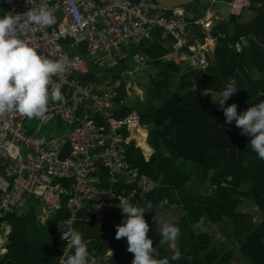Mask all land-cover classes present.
Returning <instances> with one entry per match:
<instances>
[{"label":"trees","instance_id":"trees-1","mask_svg":"<svg viewBox=\"0 0 264 264\" xmlns=\"http://www.w3.org/2000/svg\"><path fill=\"white\" fill-rule=\"evenodd\" d=\"M253 6L258 16L251 23L244 25L233 17L231 24H219L215 31L217 47L213 58L208 57L209 69L188 71L180 77L181 85L176 91L170 79L178 77L180 69L174 62L163 60L169 53L166 43L153 40L142 47L158 74L145 78L151 85L146 84L152 98L127 110L131 113L136 109L141 122L149 125V143L155 153L148 160L139 147L130 145L127 157L131 170L138 172V181L126 188H139L144 177L154 184L135 205L148 211L145 219L155 257L168 258L170 264H238L242 255L246 264H264V160L253 151L250 137L241 134L234 121L226 125L220 106L205 98L211 92L221 93L231 83L237 91L226 106L235 103L237 111L242 112L264 101V0H253ZM258 75L260 79H254ZM81 78L89 83L96 75ZM123 96L120 88L118 101ZM131 128L132 137L149 157L154 150L146 143L148 131L138 121H133ZM165 200L167 203L161 207ZM246 201L257 206L261 220L258 224L253 214L239 209ZM177 208L182 213L173 224L179 227L180 234L172 248L176 253H172L161 242L159 213ZM96 215L91 208L84 210L76 231L85 240L93 239L92 252L115 249L110 264H132L126 237H115L116 226L124 218L122 212L106 214L101 223L96 222ZM68 217L63 211L44 226L38 222L33 207L20 218L10 217L13 232L0 264H61L67 246L60 239L61 223ZM205 223L222 225V235L207 232ZM177 252L180 258L173 260Z\"/></svg>","mask_w":264,"mask_h":264},{"label":"built area","instance_id":"built-area-1","mask_svg":"<svg viewBox=\"0 0 264 264\" xmlns=\"http://www.w3.org/2000/svg\"><path fill=\"white\" fill-rule=\"evenodd\" d=\"M52 10L56 24L39 27L27 22V12L43 4ZM207 15L186 18L184 12L164 15V7L157 0H0V15L18 17L16 35L25 39L50 59L67 55L74 65L63 74L51 77L49 88L59 87L64 101L49 102L48 110L37 119L39 132L44 125L60 121L70 127L59 137L31 136L26 125L29 119L16 111L0 117V258L11 234L5 223L8 216L24 208L29 198L45 207L47 216L67 209L69 217L61 223L63 232L76 231L79 216L86 208L84 198L97 200L94 208L104 213L110 206L119 205L120 198L133 202L138 190L117 192L102 186L98 174L104 166L111 178L131 173L128 161V137L125 131L133 121L140 120L137 112L117 117L113 110L119 83L113 70L123 63H135L131 74L138 73L149 60L145 53L133 49L155 38L170 41L172 55L194 68L209 67L208 51L201 50L195 33L217 43L215 20L240 15L253 0H208ZM216 45V44H215ZM85 47V55L78 48ZM196 48L199 53H196ZM111 70L101 82V92L78 74L90 73V65ZM91 102L102 114L105 123L96 122L89 115L81 116L82 107ZM89 114V113H84ZM69 147L70 156L64 155ZM57 181H66V186ZM103 214L97 222H101ZM62 239V233L60 235ZM61 264L73 249L69 241ZM87 264H110L111 249L102 256L89 249Z\"/></svg>","mask_w":264,"mask_h":264},{"label":"clouds","instance_id":"clouds-1","mask_svg":"<svg viewBox=\"0 0 264 264\" xmlns=\"http://www.w3.org/2000/svg\"><path fill=\"white\" fill-rule=\"evenodd\" d=\"M18 19L12 14L0 15V117L16 111L29 119L39 118L47 112L50 101H64L59 87L50 90L51 77L63 74L74 65L67 55L59 59L46 58L29 41L19 38L16 35ZM27 22L47 27L56 24L57 20L45 3L27 12ZM236 91L237 89L228 83L213 103H218L223 110L226 125H231L234 121L236 127L241 129V134L250 137L253 151L264 160V101L238 112L235 103L225 106L226 101ZM166 203V200L162 201L161 207ZM118 206L124 218L116 226L115 237H126L127 250L133 254L132 264H170L168 258L158 259L154 255L153 240L149 237L150 226L145 219L147 209L121 198ZM151 207L149 203L147 208ZM179 234L177 225L163 223L161 242L176 241ZM62 239L69 241L74 250L62 264H87L88 241L83 239L82 234L75 230L62 232ZM179 258L178 252L172 257L173 260Z\"/></svg>","mask_w":264,"mask_h":264},{"label":"crops","instance_id":"crops-1","mask_svg":"<svg viewBox=\"0 0 264 264\" xmlns=\"http://www.w3.org/2000/svg\"><path fill=\"white\" fill-rule=\"evenodd\" d=\"M201 1H202V4H203V8H201L200 11H198V12H193V10H188L187 8H185V6L179 7L176 10V12L182 13V10L183 9H180V8H184V10L185 9L187 10V11L185 10L184 15L188 19H190L191 17H194V18L204 17L205 15H207V11H208L207 7L210 8V4H208V0H201ZM254 7L255 6H253V4H252L249 8H247V9H245L243 11L244 12L243 14H240V15H229V16H227L225 18H220L218 20H215L214 32L217 31V28H218L219 24H221V23L231 24V21H232V18L233 17H236L235 22L238 21L239 23L244 24V25L251 23V21L258 16V9H254ZM163 13L165 15H169L170 14V12L168 10H163ZM201 14H203V15L200 16ZM235 22L233 21V24ZM232 30H234V27H232ZM217 38H218V36H217ZM194 39H198L200 41L201 40L204 41V35L200 31H198L197 33H195ZM153 40H155V41L160 40L163 43H166V45L169 47V53L163 57V60L165 61V63L174 62L179 67V69H180V73H179L178 77H174V78H171L170 79V83L173 84V87H172L173 90H175V89L177 90V88L180 87V85H181L180 77L183 76L184 74H186L188 71H198V72L199 71H203V72H206L209 69L210 65H211V61H209V67H208V69H206V70H200L198 68H194V67L190 66L186 62H182L180 60H177L176 55H172L171 54L172 53V49H171V46H170L171 45L170 44V41L168 39L167 40H164L161 37V29H157L156 30V32H155V38ZM152 41L147 42V43H144L145 46H146V44H149ZM243 42H246V40L243 39ZM217 43H218V41H217ZM217 43H216V47H217ZM144 44L139 45V47L134 48L133 51L134 52L144 53V51H143L144 48H142V47H144ZM216 47L214 48V46H213L208 51V54L207 55H208V57L210 59L213 58L214 51H215ZM240 49H242V45H239V50ZM77 50H78V53L80 52V54H84L85 55V53H84L85 52V47L84 46H81V48H78ZM148 58H149V60L145 64L146 66H148L151 69V71L148 73V75L152 73L154 76H156L158 74V68H156L153 65H151L150 64L151 58L149 56H148ZM89 65H90L91 72L90 73H86V75H92V74L96 75V79L94 81H92V82H89V83L92 84L97 91L101 92V90H100V88H102L101 82L104 80V77L109 76V73L111 72V70H109L108 68L95 67L93 64L91 65L90 63H89ZM134 66H135V63L133 61H128L126 63H123L121 65V67H119L118 69L112 71L115 74V77L119 79V83L116 84V85H114V90H116L118 92V94H117V96L115 98V101H114V106H113V110H114L115 115L117 117H124V116H126L127 114H129V111L127 110L128 108H133V107H135V106H137V105H139L141 103L146 104L148 102V100L150 98H152V95L149 93V90H148V86H151V85L147 81V83H148V86H147L146 85L147 83H145L142 79L139 80V81H137L138 86L136 87V90H134V91H136V95L134 96L135 99L131 97V92H130V89H129L130 85H129V83H127V80L129 81V78L135 75L133 73L132 74L130 73V72L133 71ZM142 70H143V68H142ZM83 75H85V74H78V76L80 78ZM256 77L258 78L260 76L258 75ZM81 80H82V78H81ZM120 88H121V90H123L124 96H123V99H121L120 101H118V97L120 95ZM148 93H149V98L147 99ZM211 96H213L215 99H212ZM219 96H220V93L219 92H211V93L206 94L205 98H206V101L207 102H209V103L217 106L219 104L218 103H213V100L218 99ZM86 104L87 105L84 106V107H82V109L80 111V113H82L81 116L89 115L96 122L105 123V120L103 119L102 114L100 112H98V111H95L94 108L91 107L93 104L91 102H88ZM227 104H228V101H226L225 106ZM88 108L90 110H92V112L90 110H88ZM132 112H137L139 114V112L136 109H134ZM84 113H89V114H84ZM139 118H140V120H139L138 123L140 124V126L143 127V128H145L148 131V134H147V137H146V143L154 151L151 153V155L149 157L146 156L143 147L139 146L138 143H137V139L134 138V137H132V134H131L132 133V128H131V126H130V128H128L125 131V134L128 137V142L126 143L127 144L126 146H127V148H129L131 144H134L136 147H139L142 150V152H143L144 156L146 157V159L149 160L152 157V155L155 153V149L149 143L150 142V128H149V125H144L141 122V114H139ZM30 123H31L30 121H28V120L26 121V125L29 128L28 133L31 136H34V137H37V136L59 137L61 135H66V134H54V135H49L48 136V135H45V134H40V132H41V130L43 128L40 129L39 132H36L35 131V128H32L31 125H30ZM64 155L65 156H70L71 155V150H70L69 147H66L64 149ZM98 177H99V180H100L102 186H104L106 188H113L115 191H117V192L120 193L124 189L125 190H128V191H132V190L127 189L126 188V185L131 186L132 184H134V183H136L138 181V172L134 170L131 173H123V174H120V175H118L117 181H114L111 178V176L109 175L108 170L104 166L101 165L100 166V172L98 174ZM140 181H141L140 187L139 188H135L136 190H138V195L133 200V202H132L133 205H135V201L138 199V197H142L144 193H146L149 190H152L154 188V184H152L151 182L149 183V180L146 177L141 178ZM57 183H60V184L66 185V186H70L71 185L69 182H66V181H57ZM135 189H133V190H135ZM31 199H34V198H29L28 199V202ZM28 202H27L26 206L24 208L20 209L17 213H14V214L8 216V218L6 219V222L7 223H5L6 226H9L11 228L13 226V222L10 219V217L20 218L24 214H26L30 210V208H32V207H29L28 206ZM96 202H97V200H95V199H87V198H84V204L86 206V208L84 210H86V209L88 210L89 208H91L93 210L94 214H97L96 215L97 218H98L99 215L103 214L104 216L101 219V222L103 221V219L106 216V214H108V213H117V211H121V209L119 208V206L118 205H115V206H110L104 213L99 212L98 210H96L94 208V205L96 204ZM251 206H253V209L250 211V213L255 216L254 222L256 224H258L261 221L260 220V214H259L258 208H257L256 205H253V204H251ZM63 211H66L67 212V215L69 214V212H68V210L66 208L63 209L61 212H63ZM61 212H59L57 215H54V216H47V215H45V213H46L45 212V208H43V210H42V213L43 214L39 215L40 216V219L37 216L38 222L39 223H41V222L44 223V222H46L49 219L52 220L54 217H58V215ZM181 213H182V209L181 208H177V209H166L164 211H161L159 213V224H160V228L162 227L163 223H171V224H173L174 220ZM97 218H96V222H97ZM101 222H97V223H101ZM226 222H227V220H226ZM228 222H230V221H228ZM209 225H211V224H208V223H205L204 224L205 230H207V226H209ZM211 226L214 227L215 225H211ZM61 233H60V235H61ZM210 233H215V232H210ZM11 234H12V232H11ZM11 234L8 237L7 243H6L5 248L3 250L2 257L7 253V248L6 247L9 244ZM90 240H91V242L93 241V239H90ZM90 244H89V249H90ZM165 245L168 248H173L174 245H175V243L174 244L165 243ZM109 249H111L113 251L114 255H115V252H116L115 249H113V248H107V250H109ZM107 250H105V252ZM92 253L97 254L96 252H92ZM104 253H101V254L98 253V255L102 256ZM112 258H111V260H112ZM242 259H244L246 261L245 264L248 263V261L245 259V257L243 255H242Z\"/></svg>","mask_w":264,"mask_h":264},{"label":"rangeland","instance_id":"rangeland-1","mask_svg":"<svg viewBox=\"0 0 264 264\" xmlns=\"http://www.w3.org/2000/svg\"><path fill=\"white\" fill-rule=\"evenodd\" d=\"M163 6V5H162ZM185 6V8H187L188 10H193V12H198V11H200V9L201 8H203V4H202V1L201 0H194L193 2H191V3H189V4H187V5H184ZM164 7V6H163ZM179 8V7H178ZM178 8H175V9H167V8H165L164 7V10H168L170 13H171V15L169 14V15H165V16H167V17H172V16H175V12H176V10L178 9ZM180 9H183L182 11L185 13V10H184V8H180ZM187 11V10H186ZM244 13V12H243ZM242 13V14H243ZM204 14V13H203ZM203 14H201L200 16H202ZM195 40V39H194ZM216 42L215 41H213V40H211L210 38H206L205 39V36H204V41H200L199 42V45H201V50H203V51H209L213 46H214V48L216 47ZM196 53H199L198 51V49L196 48ZM151 71V69L148 67V66H144L143 67V70L141 71V72H139V73H135V75L134 76H132V77H130L129 78V81L127 80V83H129V85H130V87H129V89H130V92H131V97L132 98H134L135 99V95H136V91H134V90H136V87L138 86V84H137V81H139V80H143L145 83H147V80L145 79V78H147L148 77V73ZM261 77V76H260ZM260 77H254V79H256V80H258V79H260ZM138 89V88H137ZM149 90V89H148ZM150 91V90H149ZM145 92V91H144ZM143 93V92H142ZM214 96V95H213ZM213 96H211V98H213V99H215ZM133 99V100H134ZM133 105V104H132ZM88 110H90L89 108H88ZM91 112H92V110H90ZM28 121H30L31 123H30V125H31V127L32 128H34L36 125H37V119H35V118H32V119H28ZM69 130H70V127L67 125V124H65V123H63V122H60V121H55V122H50V123H48V124H46V125H44L43 126V129L41 130V132H40V134H45V135H54V134H67L68 132H69ZM242 189H244V187H242ZM251 202H248V201H246V202H244L243 204H241L240 205V207H239V209L240 210H242V212L243 213H245V214H250V211L253 209V206H251ZM28 206L29 207H33V208H35V210H36V215L38 216V218L40 219V216L39 215H41V214H43L42 213V210H43V208H45L44 206H43V204L40 202H38V200H35V199H31V200H29V202H28ZM45 215H46V213H45ZM51 216V215H50ZM49 221H50V219L49 220H47L46 222H41V224L42 225H44V226H47V225H49ZM223 226L221 225V227H219V225H215L214 227H212L211 225H209V226H207V232H215V233H217V234H220L222 231H223ZM198 230H201V228H198ZM11 232H13V226H12V228H11ZM221 235V234H220ZM175 243V245H174V247L177 245V243H178V241L176 240V241H173V242H170V244H174ZM108 251V250H107ZM170 251L172 252V253H176V251L175 250H173L172 248H170ZM237 254H239L238 253V251H237ZM112 258V257H111ZM110 258V259H111ZM238 264H245V260L244 259H242V256H240V258H239V260H238Z\"/></svg>","mask_w":264,"mask_h":264},{"label":"water","instance_id":"water-1","mask_svg":"<svg viewBox=\"0 0 264 264\" xmlns=\"http://www.w3.org/2000/svg\"><path fill=\"white\" fill-rule=\"evenodd\" d=\"M167 9H175L184 5H187L194 0H157Z\"/></svg>","mask_w":264,"mask_h":264}]
</instances>
